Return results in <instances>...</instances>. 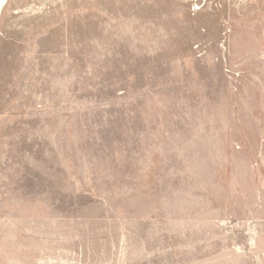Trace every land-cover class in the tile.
<instances>
[{"label": "rangeland", "instance_id": "1", "mask_svg": "<svg viewBox=\"0 0 264 264\" xmlns=\"http://www.w3.org/2000/svg\"><path fill=\"white\" fill-rule=\"evenodd\" d=\"M0 264H264V0H3Z\"/></svg>", "mask_w": 264, "mask_h": 264}, {"label": "bare ground", "instance_id": "2", "mask_svg": "<svg viewBox=\"0 0 264 264\" xmlns=\"http://www.w3.org/2000/svg\"><path fill=\"white\" fill-rule=\"evenodd\" d=\"M3 0H0V5L2 4Z\"/></svg>", "mask_w": 264, "mask_h": 264}]
</instances>
